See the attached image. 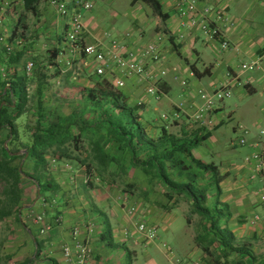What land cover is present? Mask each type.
<instances>
[{"label": "trees", "instance_id": "16d2710c", "mask_svg": "<svg viewBox=\"0 0 264 264\" xmlns=\"http://www.w3.org/2000/svg\"><path fill=\"white\" fill-rule=\"evenodd\" d=\"M11 1L14 2L4 0L0 9L5 2L10 6ZM15 1L23 7L17 16L18 24L26 13L37 16L42 0ZM137 4L148 7L152 16L160 20L162 27L157 29V35L163 34L169 42L177 39L164 27L169 14L163 11L160 0L130 2L131 6ZM17 24L10 37L0 42V222L17 225L26 236L33 237L36 256L16 264H35L50 241L47 236H39L38 226L30 219L23 220V209L33 212L38 205L44 224L52 229L64 224L61 215L51 221L44 219L62 201L56 167L81 172L85 190L104 189L108 194L119 191L121 203L138 197L149 204L153 192L161 194L163 203L151 204L162 211L170 212L181 202L186 203V224L189 226L196 219L192 241L201 254L200 261L188 258L187 264H264V254H255L252 246L245 239H238L232 230L233 214L221 199L220 185L227 175H221L214 163L194 156L193 152L211 137L215 128L208 130L182 112L172 122L146 120L143 97L139 100L143 101L141 106L129 104L124 86L119 89L115 85V78L126 79L122 75L99 76L92 70L91 74L74 78L67 63L74 69L76 60L87 62L84 55L75 60L65 39L70 54L66 61L61 60L57 49L34 54L35 42L27 43L23 35L17 36ZM43 37L50 40L49 36ZM28 61L33 64L29 75L24 71ZM54 84L69 92L56 99L57 94L50 90ZM22 117L24 122L19 123ZM27 186L35 190V199L29 204ZM131 205L136 206L134 202ZM56 218L60 223L54 225ZM168 247L175 255L173 248ZM173 259L176 264L185 260L175 256ZM48 262L60 264L52 259Z\"/></svg>", "mask_w": 264, "mask_h": 264}, {"label": "crops", "instance_id": "0c3cea01", "mask_svg": "<svg viewBox=\"0 0 264 264\" xmlns=\"http://www.w3.org/2000/svg\"><path fill=\"white\" fill-rule=\"evenodd\" d=\"M197 1L200 5L216 6L220 9H224L227 15L235 21L232 27L223 28L225 38L229 42V48L225 50L226 52L224 54H221L218 50L219 48L217 49L215 47V42L204 41L197 30H181L172 3L162 5L163 11L169 14V19L166 24H164V27H166L172 35L177 36V34H183L184 38L182 40L176 39L173 42L163 40L161 43L160 52L162 61L154 65V70L156 71L160 68L166 72V75L162 77L159 82V87L163 95L159 101L146 97V94L145 96L143 95L146 111L151 107V104L154 103L156 105L154 110L156 111L158 107H161L165 109L166 112L170 113L176 106H181L184 116H192L197 107L201 105L199 98L197 101L193 97L194 88L198 84H201L205 76H210L213 71H216L215 64L211 60L215 59V61L218 62L217 57L220 55H222L220 59L225 60V62L229 61V63L233 61L234 58L237 59V57L249 61L248 64L259 61L260 68L252 72H246L241 68L243 63L236 67L229 66L227 67L225 80H223V77L216 83L217 85L226 81L229 75H237L239 80L245 83L242 87H232V93L237 94L239 99H244L246 97V95H243L242 91H245L248 95H253L257 92V88H259L262 94H264V68H262L264 67V61H262L264 60V47L254 48V41L250 37H247L245 33L246 28L239 24L237 25L238 20L230 15L229 4L224 6L222 0L212 3V5L207 3L208 0ZM256 1L258 2V0ZM86 13L88 12L84 13L83 21ZM53 18H55L56 21H51L46 17L40 18L42 21L40 29L43 30V34L45 29H48L45 34L50 37L48 46L44 47L46 48L45 50L57 49L60 53L61 60L66 61L70 57V54L68 46L63 42L66 33V29L64 28L65 22L59 19L54 12ZM48 22H50V27L48 26ZM52 23H54V25ZM9 25H11V21L8 20L6 27ZM85 29L86 34L84 42L86 44H91L88 40L92 38L91 41L93 44L103 43L105 46L108 45L109 41L104 36H92L86 25ZM156 36L157 33L147 34L140 30L139 34L136 36L131 37L130 35V37L127 38L125 34H121L117 36L113 35V38L120 41L127 49L138 51L140 48L144 47V42L150 43L151 40L152 42L155 41ZM33 47L36 49L32 52L34 54L38 53V47L36 45ZM89 62L90 60H87L85 64L82 60H76L75 64L80 65L81 71L84 74H91L93 67L92 65L90 66ZM261 63L262 67L260 66ZM199 64L201 67H199ZM191 66H194L193 68L196 69V73L192 71L193 69ZM111 73L120 75L115 69H112ZM191 73H193V75H191ZM182 81L185 82L184 85H182ZM124 82L130 93L134 92V85H141L136 79H125ZM141 83L142 85L144 84L143 82ZM174 85L179 87L176 93L172 91ZM217 85H214V87ZM220 110L221 108L218 104L206 117L204 126H211V129L215 128L219 123L218 112ZM260 112L262 114L260 118L257 119V122L254 123L255 127L252 125L251 129H244L249 132L246 139L248 150L250 151L253 150V144L260 141L259 131L264 130V102H262L260 106ZM148 131L150 132V130ZM223 163L224 162L218 165L220 174L227 175L220 185L222 190L221 199L229 205V210L233 214L234 219L231 223L233 232H235L238 239H245L247 245L252 246L251 243L255 240L264 238V178L256 177L252 179V172L249 166L244 170L243 167V169L235 168L230 162ZM65 170L66 169L62 167H58V169L56 167L55 173V178L61 187L60 193L62 195L60 196L62 197V201H60V207L55 211L49 210L47 215L44 216L46 221H51L54 216L61 215L64 224L62 227H54L45 235L50 239L49 245H47L48 247H51L54 243L60 245L62 242H69L70 229L76 224H80L85 228L87 223L84 221H88L89 224L92 223L94 226L92 233H88L84 228L81 233L83 238L91 242L93 250L92 259L88 264H125L126 257H130V261H132V259L137 260L138 249L143 250L142 259H144V262H142V264H176L173 256H176L178 252H182L181 257L185 259L182 264H187L188 258L192 260L196 255L201 256L200 252L193 244L185 248L184 245H177L176 243V245L172 247L175 253L173 256H170L163 248L162 242H165L164 237L169 234L175 235L177 233L176 226L174 225L175 216H172V211L165 212L153 204L141 203V205L137 207L136 216L131 218L127 215L126 209L134 202V198L126 205L127 202L121 203L119 201L121 198H119L120 195L118 194V196H115L117 197L116 203H118V205H125V207L120 209L117 205V211L115 209L108 210L113 204L111 205L109 202H105L103 197L110 198L111 194L104 192V189L92 191L85 190L83 187L84 179L82 173L79 171L72 172ZM155 193L157 195L159 194V192ZM155 193H151V196L155 195ZM114 194L115 192H112V195ZM34 204L32 202L31 207H33ZM27 207L31 208L30 206ZM113 210L116 211V214H114ZM34 211L37 214L42 213L38 205L35 207ZM26 214L27 212H22L21 214L25 222L28 219ZM141 220L148 222V225L155 226L157 230L161 228L164 236H158L159 231H157L158 238L156 240H146L137 233L135 228L136 223ZM124 232H128V235H125ZM162 249H164V251ZM153 252L163 256V258L165 257V262L155 259L153 257ZM176 258L179 257L176 256ZM200 260L201 259L195 262Z\"/></svg>", "mask_w": 264, "mask_h": 264}, {"label": "rangeland", "instance_id": "374dc122", "mask_svg": "<svg viewBox=\"0 0 264 264\" xmlns=\"http://www.w3.org/2000/svg\"><path fill=\"white\" fill-rule=\"evenodd\" d=\"M90 1L93 3V9L86 13L84 24L89 29L92 36H104L105 33H110L112 36L130 33L132 37L138 35L140 30H142L144 33L146 32L147 34L158 33L157 29L160 30V28L162 27L160 20L152 16L151 10L148 7L142 4L131 6V0ZM172 1L173 0H161V3L162 5H166L167 3L171 4ZM218 1L220 0H208L207 3L209 5H212V3ZM222 1L224 3V6H226L227 4L230 5L229 13L231 16H233V18H236L238 20L237 25L239 24L246 28L245 33L247 37H250L254 41V48L264 47V1ZM2 2L4 4V0H0V3ZM37 10V16L26 13L22 23L19 22L17 24V16L23 12L21 3H18L14 0V2L11 1L10 6L5 7L2 5L0 9V20L2 21V24L0 25V33L2 32L1 34L5 39L10 37L17 24V36H19L20 34L23 35V37H25L24 39L27 40V43H29V41L35 42V45L39 50H37L38 53L42 55V53H44V50L46 49L44 46H48L50 40L48 39V37L47 39H45V37L43 38L48 29H45V32L43 34V30L40 29L42 24L40 18L46 17L51 21L55 20V18H53V12L43 1H40L37 6ZM8 20L11 21V25L6 27V23H8ZM52 24L54 25V23ZM48 26L50 27V22H48ZM91 39L92 38H90L88 41L93 44ZM144 43V46H147L149 42ZM150 43H154V41L152 42L151 40ZM214 45L217 49L219 48L218 50L221 54H224L226 52L225 50L220 49L221 45L218 42H215ZM221 56L222 55L217 57L218 62H216L215 59L211 60L215 64L216 71H213L212 75L210 76H205L202 79L201 84H198L194 88L193 97L197 101L199 98V91L210 93L212 92L214 85H217L216 83L219 82V80H221L223 77V80H225V76L227 75V67H236L240 66L242 63H249V61H246L241 57L239 59L237 56V59L234 58V60L229 63V61L225 62V60L220 59ZM260 66L262 67V63L260 64ZM199 67H201L200 64ZM75 68L77 72V78H79L78 76H82L83 74V72L81 71L82 69L80 65H75ZM140 84L142 85V83ZM141 85H134V92L130 93V91H128V88H126V84H124L122 90L128 96L129 104L137 103L139 100H141L143 95H145L143 87L144 85ZM60 88L62 87L57 88L55 84L52 86V88H50V90L57 94L58 97L56 99L63 98V96L69 92L65 89ZM178 89L179 87L174 85L172 87L173 93H176ZM257 89V92L253 95H248L245 91H242L243 95H246L244 99H239V96L237 94L232 93L230 98L224 99L219 103L221 108V110L218 112L219 123L211 132V137L207 141L203 142L193 152L194 156L197 159H201L207 163H214L217 166L222 162H230L234 165L235 168L243 167L244 170L248 168L247 166H245L244 159L250 156L253 153L254 149L252 151L248 150V144L243 146L239 145L238 140L242 136V131L244 129H251L252 125H254L255 127L254 123L257 122V119L260 118L262 114L260 112V106L262 102H264V94H262L259 88ZM48 94L50 96V91L48 92ZM155 107L156 105L153 103L151 104V107L143 113L146 120H160L163 114L169 113L166 112L165 109L158 106V109L156 111L154 110ZM23 122L24 117L19 120V123ZM207 129L210 130L211 126H207ZM26 188L27 193H29L30 195L27 198V203L29 204V202L35 199V190L32 186H27ZM118 192L119 191H115V194H111L110 198L103 197V200H105V202H109V204L111 205L113 204V206H110L108 210H116L118 206L120 209H123V207H125V205H118V203H116L117 197L115 196H117ZM149 202L150 204L153 202L163 203L161 194L157 195L155 193V195L150 197ZM134 203L136 204V207H139L141 203H143V201L138 197H135ZM127 204L128 203H126V205ZM116 211L113 210L114 214H116ZM25 212L26 211H24L23 209V213ZM187 212L188 206L184 202H181L177 206V208L172 210V216H175L174 225L176 226L175 228L177 233L175 235L169 234L168 236H165V242L162 243H166L171 248L176 245V243L177 245H184L185 248L188 245L193 244L192 239L196 219H194L192 224L188 226L186 224L185 218ZM11 229L14 230V232L11 231ZM160 230H157L159 231L158 236H164L162 234L161 228ZM33 232L37 237L38 234L36 233V230L33 229ZM39 236V239L44 238V236H41V238ZM251 245V248L255 254H264V238L255 240L251 243ZM58 248L59 244L57 243H54L51 247H46L44 253L41 254L40 259L35 264H48L49 259L57 260L62 264V257L59 256ZM162 250L164 251V249ZM35 251L36 245L33 242V237L26 236L22 232V229L17 225H10V223L8 222H0V264H16L18 262H22L26 258H29L30 256L32 257V259H34L33 256ZM153 253V257L155 259L165 262V257L163 258V256L155 254V252ZM176 256L180 258L182 256V252H178ZM8 257H10L11 259L8 260ZM142 258L143 250L138 249L137 260L132 259V261H130V257H126L125 264H142V262H144V259ZM199 259H201V256L196 255L195 260Z\"/></svg>", "mask_w": 264, "mask_h": 264}, {"label": "built area", "instance_id": "2783aa9c", "mask_svg": "<svg viewBox=\"0 0 264 264\" xmlns=\"http://www.w3.org/2000/svg\"><path fill=\"white\" fill-rule=\"evenodd\" d=\"M42 1L59 19L65 22V42L70 46V53L73 57L80 58L81 55H84L87 60H90V66L92 65V70L96 75H106L111 73L112 69H115L126 79H136L140 83L143 82L146 96L156 101L161 99L163 94L159 87V81L166 75V72L160 68L155 71L154 65L162 61L160 45L164 40L163 34H158L154 43H148L147 46L140 48L138 51L127 49L120 41L113 38L110 33H105L104 35L109 41L107 46L103 43L86 44L84 42L86 29L83 18L85 12L93 9V3L90 0ZM5 6H7V2H5ZM172 7L177 14L181 30H197L204 41L218 42L223 50L229 48V42L225 38L223 28L232 27L235 21L227 15L224 9L216 6L200 5L197 0H173ZM1 24L2 21L0 20ZM125 37H130V33H126ZM183 38V34L177 35V39L182 40ZM4 41L5 38L3 36L0 37V42ZM81 60L85 63L84 59ZM67 65L75 78L77 76L76 69L72 68L71 63H67ZM32 68V62L28 61L25 63L24 71L27 75L31 73ZM241 68L246 72L258 70L260 68L259 61L243 64ZM184 84L185 82L182 81V85ZM115 85L121 89L124 86V80L115 78ZM244 85L245 83L241 82L237 75H229L227 80L214 87L212 92L200 91L198 95L201 105L197 107L191 119L204 124L208 112L213 110L224 99L231 97L232 87H242ZM136 104L141 106L143 101H139ZM181 112L182 107L176 106L172 112L163 114L161 119L165 122L178 120ZM248 135V130H243L238 144L247 145L246 138ZM259 138L260 141L253 144V153L244 159L245 165L251 168L252 179L256 177L264 178V130L259 131ZM41 205L46 208L45 210L48 209L45 202L42 201ZM126 213L131 218L136 216L137 207L134 205L128 206ZM26 217L30 219L33 225L38 226L40 236H45L52 230L51 225L44 224L45 222L40 214H35L31 211L26 214ZM58 223H60L59 218H56L53 224L56 225ZM83 228L80 224L74 225L70 231V241L62 242L59 245L58 249L62 257V264H88L92 259L91 242L82 237ZM135 228L137 233L146 240L153 241L158 238L157 228L153 225H148L144 221L137 222ZM84 229L88 233H92L94 226L90 223ZM124 233L128 235V232ZM163 248L172 256L167 244L163 243Z\"/></svg>", "mask_w": 264, "mask_h": 264}, {"label": "water", "instance_id": "95a60500", "mask_svg": "<svg viewBox=\"0 0 264 264\" xmlns=\"http://www.w3.org/2000/svg\"><path fill=\"white\" fill-rule=\"evenodd\" d=\"M5 147H6V144H5ZM22 153H25V152H22ZM19 154H21V153H19ZM33 242H35V239H34V238H33ZM35 256H36V251H35V253H34L33 258H35Z\"/></svg>", "mask_w": 264, "mask_h": 264}]
</instances>
